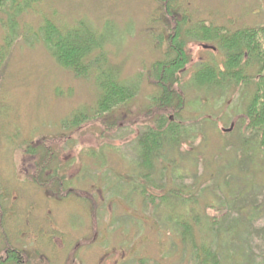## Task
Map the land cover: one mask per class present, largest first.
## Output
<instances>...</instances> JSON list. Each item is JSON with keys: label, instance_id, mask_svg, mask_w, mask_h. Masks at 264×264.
<instances>
[{"label": "rangeland", "instance_id": "1", "mask_svg": "<svg viewBox=\"0 0 264 264\" xmlns=\"http://www.w3.org/2000/svg\"><path fill=\"white\" fill-rule=\"evenodd\" d=\"M23 13L21 22L29 29L10 46L0 66V249L5 243L14 245L37 264H199L204 251L197 253L198 248L210 249L215 241L220 264H264V165L255 149L244 150L251 157L247 165L242 153L235 156L231 148L258 144L256 131L246 127L244 116L260 63L249 58L227 72L219 38H206L214 27L215 33L225 35L264 24V0H36ZM46 18L95 36L108 67L135 90L133 100L118 110L96 114L99 91L93 75H74L59 66L37 40L39 33L32 29ZM203 26L209 32L206 36ZM175 27L189 58L180 69H165V79L164 66L175 59L169 53L175 47L171 39ZM164 29L168 38L163 40ZM201 62L217 73L222 70L220 87L202 83L203 74L196 75L202 73ZM167 94L183 97L179 120H187L186 130L192 133L194 126L195 133L190 143L171 145V140H164L162 150H157L154 180L157 184L166 180L179 191L177 198L167 196L161 202L160 195L140 196L125 186L135 170L133 163L140 161L136 141L118 144L124 140L123 131L109 128L115 123L103 122L119 123L128 109L136 115L142 111L138 116L142 118L143 112L156 110L151 108L153 97L164 99ZM171 113L172 109L163 113L165 119ZM75 116L83 117V127L81 120L70 123ZM230 125L231 130L221 131ZM104 136L109 144H95ZM181 140H188L185 133ZM30 141L33 144H27ZM35 149L41 154H33ZM50 157L52 167L62 163L60 174L68 180L88 166L98 174L94 184L102 187L85 188L89 176L76 177L72 187L85 188L83 195L90 197L86 201L75 193L54 196L57 173L46 179L39 174L34 179L42 184L38 187L30 179L29 164ZM78 158L82 165L76 171ZM97 201L98 209H91ZM179 215L183 217L176 224ZM227 226L228 235L220 237L219 231ZM234 231L238 233L231 241L227 237ZM184 235L189 240H183ZM113 248L117 253L104 256ZM122 256L125 259L112 263Z\"/></svg>", "mask_w": 264, "mask_h": 264}, {"label": "trees", "instance_id": "2", "mask_svg": "<svg viewBox=\"0 0 264 264\" xmlns=\"http://www.w3.org/2000/svg\"><path fill=\"white\" fill-rule=\"evenodd\" d=\"M35 1L36 0H0V26H2V34L0 35V66L4 64L10 46L19 39H23L25 32L28 31L29 28L24 26V23L21 22V16ZM159 3L161 2L159 1ZM171 12L174 13L173 10H171ZM205 28L206 26L201 27V32L206 36L209 32L207 31L208 33H205ZM80 29L82 30V33H80L81 35L78 34L80 30H75V28H64L46 18L37 29L33 28L32 30L38 31L39 37L37 40H40L43 43V46L48 48L51 58L59 66L70 70L74 75H80L83 77L91 74L93 75L99 91L94 112H96V114L108 113L109 111L122 106L129 98H132L135 90L129 89L131 87H128L126 83L120 81L116 77V71L108 67L105 60L101 57V49L95 36L86 32L82 27ZM216 29L217 28L214 27L211 36H206V38L210 39L213 37V39L216 40L219 38L220 49L226 52V64L224 65L225 71L226 67L228 72L231 70L232 66L242 65L243 63H246L249 58L253 57L257 63H260L259 73L255 76V89L245 110L246 127L249 129H255V135L258 137V144H231V148L235 153V156L236 154H239V152L242 153L244 163L247 165H250L251 157L246 156L244 150L248 152L251 148L255 149L256 154L260 159L259 162L264 165V24H260L254 28H242L233 33H224L225 35L215 33ZM164 33L165 29L162 31V34ZM174 33L171 39H174L173 45L175 47L172 46L171 50L169 48V53H174L175 59L173 60L174 62L171 61L173 63L169 62L164 66V70L167 69L168 71H173L174 68L180 69L188 62L187 60L189 58L187 51L184 48L183 41L179 39L180 37L176 27ZM161 37L162 39L168 38L165 34ZM156 42L157 41H154L155 44ZM200 64L202 73L199 72L196 75L203 74V78L206 79L203 82L202 80L200 81L206 83L208 86H210L208 82L212 83V86L210 87H220V85H222L220 81L223 80V75L220 76L222 70L218 71V74L211 65L205 66L202 65V62ZM164 70L161 76H165L164 78L168 79V73L164 74V72H167ZM252 78L253 77L247 76L245 79L250 80ZM170 83L174 84L173 80ZM182 100L183 97L180 95L181 105L183 104ZM162 102L164 109L168 110L173 107V104L179 101L174 95L167 94ZM81 119H83L82 116H75L70 123L75 125ZM165 122L167 123V120H165ZM175 133L176 129L172 126L169 127L167 133L164 135L165 140L175 136ZM164 145L165 144H163V146ZM168 146H170V144ZM158 149L159 144H140L139 158L141 160L155 159L158 157V155L155 156V152ZM252 155L254 156V154ZM244 165L245 164H242L241 167L243 170L245 169ZM238 168H240V165ZM238 170L242 172V170ZM170 185L171 183L164 181L162 187L166 188L168 186L170 187ZM154 186H156V184H154ZM179 217L180 219L175 221L176 224H179L183 216L179 215ZM209 219L210 218L205 217L206 222L209 221ZM195 221L197 220L195 219L194 222ZM232 225L236 226V223ZM229 226L219 231L220 237L222 234H224V236L228 235L227 229ZM184 229L188 232V227L186 225H184ZM212 230L213 228L211 229V232ZM236 232L238 233V231H234L229 234V237L227 238L232 241ZM205 234L207 235V233ZM182 239L189 240V236L184 235ZM212 242L214 243L210 249L203 246L198 248L197 253H199L200 250L204 251L202 261L199 264H220L216 256L220 252L219 250L213 249V246L216 245V243L215 241ZM14 260L15 254H12L8 257L7 261Z\"/></svg>", "mask_w": 264, "mask_h": 264}, {"label": "flooded vegetation", "instance_id": "3", "mask_svg": "<svg viewBox=\"0 0 264 264\" xmlns=\"http://www.w3.org/2000/svg\"><path fill=\"white\" fill-rule=\"evenodd\" d=\"M134 97L135 96L133 95V97L129 98L122 106L127 105L131 100H133ZM176 97H177L179 102H176L175 104H173V107L168 109V110L164 109L163 102H162V100H164L163 97L162 98H156V99H155V97H153L151 100V103L152 102H154V103H153L151 108L154 109L156 107V110L154 112L149 113L148 115L143 112V115H145V116H142V118H140L138 116L142 111L138 115H136L135 113H133L132 110L128 109V111H127L128 113L126 112L124 114V116H123L124 119H122L119 123H116L115 119L108 121V122L104 121L103 123L105 125H112L115 123L114 126H112V127L109 126V128L112 130H114V129L122 130L123 136H124V140H121L122 143L119 140L118 144H131L132 140H134V141H136V144H137L136 147H137V150L139 151V153H140V144H159V149L162 150L163 144H165L164 135H165V133H167L168 128L171 126L174 127V129H176V133H175V136H173L172 138H167V140H171V142L173 144L190 143V139L194 138V133H195L194 128L195 127L194 126L192 127V133H191V129L188 132L186 130V127H187L186 122H188V121L182 120V119L179 120V118L183 115L182 113H184L183 112L184 103L181 105L179 94ZM151 108H149L148 111H152V110H150ZM118 109L119 108H117V110ZM171 109H172V113L170 114V116H168V119H165V116L163 113L170 112ZM111 111H109V112H111ZM152 114H156V117L154 119L150 118L152 116ZM206 116L208 118H210L208 115H206ZM165 120H167V123L165 122ZM83 121H85V120H83ZM83 121L81 119L82 127L84 126ZM111 122H112V124H110ZM142 128H144V131L140 133ZM183 133H185V139L187 138L188 139L187 141L181 140ZM96 136L100 137V134H97ZM101 140H99L98 143H95V144H100L101 142L107 141L106 136H104ZM109 143L110 142L107 141L106 143H102V144H109ZM27 144H33V141H30ZM61 145L62 144H59L60 147H61ZM36 148L39 149L38 147H36ZM37 149H35L32 153L36 154V155H40L41 153H39L37 151ZM41 151L43 152V148H41ZM88 151H89V153L86 155H89L91 152L90 150H88ZM157 155L158 154L156 151L155 156H157ZM50 159H51V157L47 158V159H38L37 161L39 163H41L42 165L38 164L36 162V160L34 159V163L29 164V166L31 168V178L30 177L29 178L33 182H35L34 179L39 177V174H42L44 176V178L46 179V178H53V174L57 173V175L55 176V179H53V181H52V182H56L55 185L57 186V189H58L57 193L54 191L52 192V194H54V196H56L58 193L63 194V192L65 194L68 193V195L70 193L71 194L75 193V194H78L79 196H81L82 198H84V200L86 201V198L88 199L90 197H87L85 194H84L85 196L83 195L82 192L86 191L83 189H85L87 186H90L91 184L94 185L93 186L94 190H98L100 187H102V186L94 184V181L92 179L95 178L96 175H98V174L91 173V171L87 169L88 166L82 167V168H85L84 171H82V169H81L79 173L76 172V171H79V168L82 165L80 163V162H82V159H80V158L77 159L76 163H79L78 166H76L77 169L75 171V173H77V174L72 179L69 178V180L67 178H65L64 174H60L61 170L64 169V167L62 166V163L60 164V166L52 167V165L49 164ZM156 160H159V159H156ZM155 162H156L155 159L152 158V159H145V160L140 159V161L137 162L136 165L133 163V167L135 168V170L133 171L130 179L128 180L129 183H127L128 182L127 181L125 183V186L129 187V190L131 191V193L138 191L140 196L142 193H145V195L146 194L152 195L150 197H153L154 194L160 195L162 197L158 196V198H160L159 201H161V202L163 201V198H166L167 196H169L168 198H171V197L177 198L179 196V193H178L179 191L177 192L175 188H171L169 186L166 188L162 187L163 182L166 180L159 181V184H157L158 182H156L154 180V175H152L151 173H153V166H154ZM95 164L100 165L101 163L96 162ZM38 165H41L45 168L42 169L41 167H38ZM102 165H104V164H102ZM156 169H158V167H156ZM49 171L52 173L47 174ZM158 171H160V170L159 169L157 170V172H156L157 174H158ZM63 176L66 180H68V182L64 186L62 183L63 182L62 181ZM79 176H89L88 185H86L85 188H83L81 190L74 191V189H77V188H75V187L73 188L72 183L74 182L75 178L79 177ZM158 176H156V177H158ZM35 183L37 184L38 187H40L42 185L40 183H37V181ZM68 184H70V186ZM148 184H150L153 187H149ZM154 184H156V186H154ZM62 187H64V189ZM155 187H158V188H155ZM40 188H42V187H40ZM159 188H161V189H159ZM156 189H158V190H156ZM42 190L45 194H47L46 192H48V190H45V189H42ZM108 195H109V193H108ZM61 198H62V196H61ZM100 199H102V196L100 197ZM93 206H94V208L97 206L96 208L98 209V206H99L98 201H97V204H96V202L94 204H92L91 209ZM111 246H113V245L107 246L106 248L109 249ZM1 247L2 248L0 249V258H2V259H0V264H37V263H34L33 261L31 262L30 259H28L26 257V251L25 250H23V252L17 251V249L14 248L15 247L14 245H9L7 243H5L4 246H1ZM106 250H104V251H106ZM114 253H117L116 248H113L112 250H107L104 253V256H108V255L114 254ZM12 254H15V260L14 261H7L8 257ZM120 259L121 260L125 259V256H122L120 258H116V260H113L112 263H117L120 261Z\"/></svg>", "mask_w": 264, "mask_h": 264}, {"label": "water", "instance_id": "4", "mask_svg": "<svg viewBox=\"0 0 264 264\" xmlns=\"http://www.w3.org/2000/svg\"><path fill=\"white\" fill-rule=\"evenodd\" d=\"M232 126H230V128L226 129L225 131H229L231 129Z\"/></svg>", "mask_w": 264, "mask_h": 264}]
</instances>
